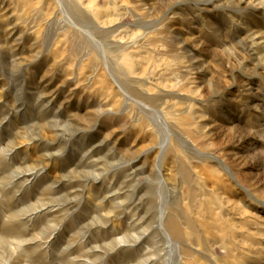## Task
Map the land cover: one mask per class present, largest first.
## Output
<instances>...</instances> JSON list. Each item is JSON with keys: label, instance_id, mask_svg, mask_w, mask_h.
<instances>
[{"label": "rangeland", "instance_id": "374dc122", "mask_svg": "<svg viewBox=\"0 0 264 264\" xmlns=\"http://www.w3.org/2000/svg\"><path fill=\"white\" fill-rule=\"evenodd\" d=\"M0 264H264V0H0Z\"/></svg>", "mask_w": 264, "mask_h": 264}]
</instances>
